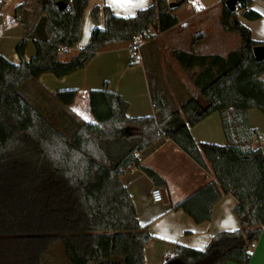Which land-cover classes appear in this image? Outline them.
Returning <instances> with one entry per match:
<instances>
[{
	"label": "trees",
	"instance_id": "1",
	"mask_svg": "<svg viewBox=\"0 0 264 264\" xmlns=\"http://www.w3.org/2000/svg\"><path fill=\"white\" fill-rule=\"evenodd\" d=\"M89 1L24 0L15 8L13 20L24 31L16 46L20 62L0 55V264H145L153 236L140 222L121 177L136 167L155 186L167 187L140 160L141 152L163 139L201 168L210 166L216 178L171 209L202 224L231 194L241 223L238 230L216 234L204 250L177 245L164 264H249L251 247L264 229V150L252 148L259 134L248 121L250 110L264 114V61L253 53L264 43L253 40L224 0L221 23L226 32L239 35L237 49L226 57L199 55L195 48L205 39L199 34L189 52H171L195 95L174 74L165 80L161 46L152 34V29L164 33L176 27L175 12L189 0H176L173 8L169 0H153L132 17L94 7L91 16L99 21L103 15V28H94L89 43L63 62L60 53L80 39ZM60 2L67 4L64 10ZM238 3L243 18H261L251 0ZM29 41L36 53L27 61ZM138 42H146L140 46L143 58L133 54L128 66L143 59L153 116L130 118L129 104L105 83L89 94L94 121H80L71 109L77 90L51 93L40 82L46 73L64 78L83 70L107 48ZM213 113L221 116L224 146L192 136L191 129Z\"/></svg>",
	"mask_w": 264,
	"mask_h": 264
},
{
	"label": "crops",
	"instance_id": "2",
	"mask_svg": "<svg viewBox=\"0 0 264 264\" xmlns=\"http://www.w3.org/2000/svg\"><path fill=\"white\" fill-rule=\"evenodd\" d=\"M24 0H9V4L0 9V40L7 39L14 45V51L9 54L0 51V55L13 64H19L16 46L24 36L22 27L13 20L16 6ZM175 2L176 0H169ZM252 9L261 15L259 20L251 21L239 14V21L250 30L254 41L264 43V0H251ZM224 0H189L182 9L175 12L180 23L167 32L152 30L155 40L161 48L191 50L194 36L203 34L205 39L195 48L199 55H220L226 57L237 49L241 40L237 33L226 32L221 23ZM153 4V0H90L83 18L79 41L70 49L60 53V60L65 62L76 56L90 41L94 28H103L104 17L95 21L91 12L94 7L108 6L115 15L132 17L140 10ZM140 44V45H139ZM146 42H138L142 47ZM34 45V44H33ZM35 47V46H34ZM36 53V51H35ZM34 53V55H35ZM140 59L143 58L140 48ZM26 52V60L34 56ZM133 54L128 46H114L99 52L83 69L64 78H54L42 75L49 86L41 84L51 93L64 90H77L78 96L71 106L73 113L82 121H94L90 112L89 94L92 90H101L105 83L111 91L119 94L128 104L127 115L130 118L149 117L154 115L146 71L142 61L129 67ZM84 103L85 112L79 111L78 103ZM257 121L254 122V121ZM248 121L252 129L259 134L254 137L252 148L264 150V122L256 110L248 112ZM196 142L224 146L227 139L223 130L219 113H213L203 122L191 129ZM141 163L155 170L167 181L163 188L167 194V203L155 204L151 199L154 182L136 167L127 169L121 180L131 194L138 218L143 225H148L153 239L145 248V264H164L168 256L175 253L177 245L195 250L207 248L212 238L225 231L241 228V223L235 214L238 201L231 194L223 197L213 207L210 221L197 224L182 210L171 209L205 185L216 181L210 166L206 169L198 166L189 156L170 140L163 139L140 153ZM249 264H264V229L261 237L251 247Z\"/></svg>",
	"mask_w": 264,
	"mask_h": 264
},
{
	"label": "rangeland",
	"instance_id": "3",
	"mask_svg": "<svg viewBox=\"0 0 264 264\" xmlns=\"http://www.w3.org/2000/svg\"><path fill=\"white\" fill-rule=\"evenodd\" d=\"M171 3H172V1H171ZM12 50L14 51V45L12 44L11 41L7 40L6 38L0 40V51H2L3 53L9 54ZM27 53L29 55H31V53L34 55V53H35V47L31 41H29V43H28ZM161 55H162V59H161L162 60V71H163V75L165 77V80L167 81L168 75L171 76L172 74H174L175 77H177L186 86V88L190 92L197 95V90L194 87L193 83L190 81L188 76L178 67L176 62L172 59L170 50L168 48H161ZM44 75L50 76L53 80H54V78L56 79V77L51 73H46ZM42 81L45 83V86L48 87L50 85L49 84L50 82H46L45 77L40 79V82H42ZM168 89L170 90V92H172L173 86L171 87L170 85H168ZM173 96H174V102H175L174 104L176 107L179 108L180 106H179L178 96L175 94H173ZM77 107L79 108V111L81 113L85 112L84 103L82 101H80L78 103ZM257 112L264 122V114H262L259 111H257ZM78 119L80 121H82L79 117H78ZM254 122L257 123L256 120ZM260 137H261V140L264 139L263 136L260 135Z\"/></svg>",
	"mask_w": 264,
	"mask_h": 264
},
{
	"label": "water",
	"instance_id": "4",
	"mask_svg": "<svg viewBox=\"0 0 264 264\" xmlns=\"http://www.w3.org/2000/svg\"><path fill=\"white\" fill-rule=\"evenodd\" d=\"M238 1H239V0H228V1L226 2V6H227V8H228L230 11H232V12H236V11H237V7H236V5H237ZM58 5H59V7H60L61 10H64V9L67 7V4L64 3V2H60ZM173 7H175V2H172V3L170 4V8H173ZM253 53H254V57H255V59H256L258 62H260V61H264V46L255 47V48L253 49ZM164 202L167 203V194H166L165 190H164ZM170 264H183V263H181V262H179V261H174V262H172V263H170Z\"/></svg>",
	"mask_w": 264,
	"mask_h": 264
},
{
	"label": "built area",
	"instance_id": "5",
	"mask_svg": "<svg viewBox=\"0 0 264 264\" xmlns=\"http://www.w3.org/2000/svg\"><path fill=\"white\" fill-rule=\"evenodd\" d=\"M169 3H171V1H169ZM9 4V0H0V9H4L5 6H7ZM237 8L240 7V4L238 3L236 5ZM130 52L132 54L137 53L138 56L140 57V48L139 45H135L133 47H129ZM151 199L152 202L155 204H161L164 202V191L163 188L155 186L152 191H151Z\"/></svg>",
	"mask_w": 264,
	"mask_h": 264
}]
</instances>
